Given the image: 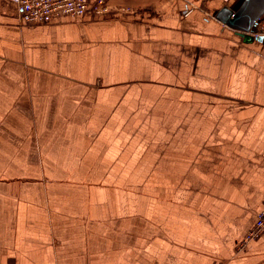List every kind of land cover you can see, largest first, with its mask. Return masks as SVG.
<instances>
[{
	"label": "crops",
	"instance_id": "obj_1",
	"mask_svg": "<svg viewBox=\"0 0 264 264\" xmlns=\"http://www.w3.org/2000/svg\"><path fill=\"white\" fill-rule=\"evenodd\" d=\"M263 18V0H111L27 25L0 0V264H264V234L243 240L264 38L241 35Z\"/></svg>",
	"mask_w": 264,
	"mask_h": 264
},
{
	"label": "built area",
	"instance_id": "obj_2",
	"mask_svg": "<svg viewBox=\"0 0 264 264\" xmlns=\"http://www.w3.org/2000/svg\"><path fill=\"white\" fill-rule=\"evenodd\" d=\"M16 6L17 12L27 25L50 22L59 16H96L109 12L111 0H7ZM255 37L264 38V18L257 22ZM264 234V210L260 211L254 225L244 237V243L258 239Z\"/></svg>",
	"mask_w": 264,
	"mask_h": 264
},
{
	"label": "water",
	"instance_id": "obj_3",
	"mask_svg": "<svg viewBox=\"0 0 264 264\" xmlns=\"http://www.w3.org/2000/svg\"><path fill=\"white\" fill-rule=\"evenodd\" d=\"M248 1H250V0H248ZM263 2H264V0H263ZM248 6H249V3H247L237 15L233 16V19L229 22L232 26L235 25L237 19L243 17L246 14L245 11L247 10ZM256 22H258V20L255 21V23ZM248 30H247L248 32H246V33H241V35L245 41H253V40H260L261 41V40H263V38L261 36H258V37L253 36V33L255 32V30H251V29H248Z\"/></svg>",
	"mask_w": 264,
	"mask_h": 264
},
{
	"label": "rangeland",
	"instance_id": "obj_4",
	"mask_svg": "<svg viewBox=\"0 0 264 264\" xmlns=\"http://www.w3.org/2000/svg\"><path fill=\"white\" fill-rule=\"evenodd\" d=\"M103 184H101V186H102ZM106 185H108V184H106ZM100 186V185H99Z\"/></svg>",
	"mask_w": 264,
	"mask_h": 264
}]
</instances>
